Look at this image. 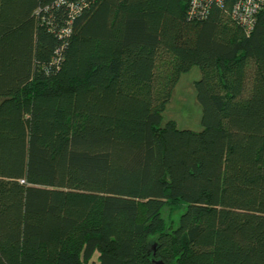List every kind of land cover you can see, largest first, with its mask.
<instances>
[{
  "label": "trees",
  "instance_id": "16d2710c",
  "mask_svg": "<svg viewBox=\"0 0 264 264\" xmlns=\"http://www.w3.org/2000/svg\"><path fill=\"white\" fill-rule=\"evenodd\" d=\"M56 1L0 0V264H264V4L87 0L62 36ZM192 65L202 129L161 125Z\"/></svg>",
  "mask_w": 264,
  "mask_h": 264
},
{
  "label": "rangeland",
  "instance_id": "374dc122",
  "mask_svg": "<svg viewBox=\"0 0 264 264\" xmlns=\"http://www.w3.org/2000/svg\"><path fill=\"white\" fill-rule=\"evenodd\" d=\"M199 78L200 69L197 65H192L188 71L180 74L162 112L161 125L173 121L178 129L196 132L202 129L201 106L197 100L194 85ZM181 211V209L171 211L168 206H165L161 213L167 224L176 226Z\"/></svg>",
  "mask_w": 264,
  "mask_h": 264
},
{
  "label": "built area",
  "instance_id": "2783aa9c",
  "mask_svg": "<svg viewBox=\"0 0 264 264\" xmlns=\"http://www.w3.org/2000/svg\"><path fill=\"white\" fill-rule=\"evenodd\" d=\"M87 2V0H57L55 2V5L64 4L69 9L68 26L61 29L60 34L62 36L69 34V25L72 18L87 5ZM186 2V16L188 18H202L207 15L213 5L222 6L224 0H186ZM263 4L264 0H235L231 7L230 16L234 21L242 24L249 31L254 24L255 14ZM61 49L57 48L55 50L56 56L53 59L54 64H57L59 61Z\"/></svg>",
  "mask_w": 264,
  "mask_h": 264
},
{
  "label": "water",
  "instance_id": "95a60500",
  "mask_svg": "<svg viewBox=\"0 0 264 264\" xmlns=\"http://www.w3.org/2000/svg\"><path fill=\"white\" fill-rule=\"evenodd\" d=\"M154 264H163L161 261H155Z\"/></svg>",
  "mask_w": 264,
  "mask_h": 264
}]
</instances>
